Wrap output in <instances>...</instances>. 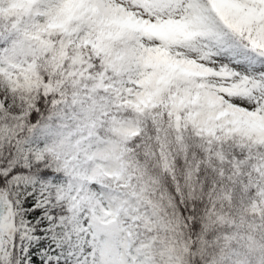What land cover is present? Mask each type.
I'll return each mask as SVG.
<instances>
[{"label": "snow or ice", "instance_id": "snow-or-ice-1", "mask_svg": "<svg viewBox=\"0 0 264 264\" xmlns=\"http://www.w3.org/2000/svg\"><path fill=\"white\" fill-rule=\"evenodd\" d=\"M0 264H264V0H0Z\"/></svg>", "mask_w": 264, "mask_h": 264}]
</instances>
